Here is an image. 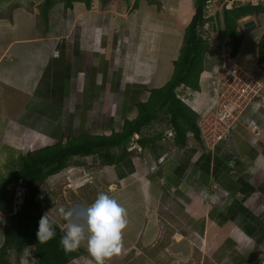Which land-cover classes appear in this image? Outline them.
Segmentation results:
<instances>
[{
  "label": "crops",
  "instance_id": "crops-1",
  "mask_svg": "<svg viewBox=\"0 0 264 264\" xmlns=\"http://www.w3.org/2000/svg\"><path fill=\"white\" fill-rule=\"evenodd\" d=\"M26 1L0 0V182L8 168L18 170L27 151L81 135L107 136L134 119L136 103L170 79L182 47L174 31L180 25L186 29L195 3L91 0L89 7L83 1L65 7L58 0L62 5L51 6L50 19L42 21L38 7ZM241 27L239 61L264 79L256 71L264 14ZM217 50L205 54L198 93L189 105L197 119L210 105L209 75ZM246 119L263 131L261 137L246 129ZM161 124L142 132L158 139L113 165L74 157L66 170L39 186L43 213L63 236L67 222L59 208L87 207L101 193L116 199L127 209L129 224L124 250L106 264H161L164 251L177 264L196 251L211 264H262L264 107L246 110L213 149L189 134L184 146H175L161 166L150 169L169 148L159 142L167 129ZM89 186L95 195L83 203L81 189ZM6 223L0 213V247ZM75 252L68 264H95L86 244Z\"/></svg>",
  "mask_w": 264,
  "mask_h": 264
},
{
  "label": "trees",
  "instance_id": "trees-1",
  "mask_svg": "<svg viewBox=\"0 0 264 264\" xmlns=\"http://www.w3.org/2000/svg\"><path fill=\"white\" fill-rule=\"evenodd\" d=\"M76 1H83L89 7L91 0H63V3L65 7H70ZM204 2L195 0L194 14L185 29L170 79L160 88L150 90L146 100L136 103V117L126 119L120 131H113L107 136L81 135L20 156L18 170L0 182V213L7 219L4 242L0 247V264H10L9 251L19 255L28 246H34L36 264H68L77 256L75 251L66 252L63 249L60 244L62 234L55 224L54 239L41 243L37 238L39 221L44 215L37 200L39 186L49 177L66 170L74 157H93L100 165H113L129 153L128 145L133 135L139 136L137 143L141 147L159 138V135L142 136V132L155 122L164 123L174 132L175 146H184L189 134L200 139L196 113L175 97L174 90L182 84L198 90L205 54L213 48L219 49L215 42L221 39V35L230 39L231 56H236L244 38L240 20L264 14V5L247 4L229 8L222 5L219 10L206 15ZM51 3V0H45L41 8L50 10ZM257 70L264 74V33L258 41ZM113 149L119 152L114 153ZM17 186L25 187L27 193L24 205L13 214L12 199Z\"/></svg>",
  "mask_w": 264,
  "mask_h": 264
},
{
  "label": "built area",
  "instance_id": "built-area-1",
  "mask_svg": "<svg viewBox=\"0 0 264 264\" xmlns=\"http://www.w3.org/2000/svg\"><path fill=\"white\" fill-rule=\"evenodd\" d=\"M264 0H205L204 10L210 15L220 6L226 8L241 5H260ZM221 31L223 26L221 23ZM230 39L222 36L218 42L219 49L213 55V65L209 75L210 82V105L203 111L197 121L200 140L205 148L213 149L223 139H226L232 127L239 122L248 109L264 107V79L259 78L248 67L241 65L238 56H231ZM194 90L186 85H180L174 90L175 97L185 104L190 102L197 95ZM246 129L255 137H261L263 131L251 119L244 122ZM192 135V134H191ZM137 135L131 138L128 150L139 149L136 140ZM160 144L168 145L169 148L153 163L150 169L161 166L176 147L174 132L166 130L160 140ZM171 143V146L169 145ZM27 191L23 186H17L12 199V213L15 214L24 205ZM264 264V262H262Z\"/></svg>",
  "mask_w": 264,
  "mask_h": 264
},
{
  "label": "clouds",
  "instance_id": "clouds-1",
  "mask_svg": "<svg viewBox=\"0 0 264 264\" xmlns=\"http://www.w3.org/2000/svg\"><path fill=\"white\" fill-rule=\"evenodd\" d=\"M137 140L139 149L133 150L140 151ZM58 214L67 222L65 234L60 239V244L66 252L76 251L86 244L87 251L95 264H106L113 256L121 254L124 250L123 236L129 224L128 212L108 194H99L87 207L68 210L61 207L58 209ZM53 224L54 221L50 220L49 213L42 215L37 231V238L41 243L55 238Z\"/></svg>",
  "mask_w": 264,
  "mask_h": 264
},
{
  "label": "rangeland",
  "instance_id": "rangeland-1",
  "mask_svg": "<svg viewBox=\"0 0 264 264\" xmlns=\"http://www.w3.org/2000/svg\"><path fill=\"white\" fill-rule=\"evenodd\" d=\"M45 0H27L26 2H27V4L28 5H31V6H37L38 7V10H39V15H40V17L42 18V21H46L47 19H50V13H51V11L50 10H47V11H44L42 8H41V6H38V2H41V4H42V2H44ZM52 1V3H51V5L53 6L54 5V7H56L57 6V4H61V1H58V0H51ZM107 1V0H106ZM129 1H131V0H129ZM151 1H158V0H147V2H149V4H150V2ZM132 2H133V0H132ZM159 2V1H158ZM40 4V5H41ZM62 5V4H61ZM60 6V5H59ZM57 8V7H56ZM149 9H153L151 6L149 7ZM63 10V9H62ZM56 12V11H55ZM153 11H151L150 13H152ZM255 17L256 16H246V17H244V18H242L241 20H240V24L243 22V21H249L250 19H255ZM177 31H174V35H176V39H177V41H181L182 42V44H183V39H184V35H185V29L184 30H182V25H180V28L179 29H176ZM182 30V31H181ZM167 33V32H166ZM167 34H165V36H166ZM214 36H215V34H214ZM212 37V36H211ZM216 37V36H215ZM219 42V41H218ZM218 42H215V45L217 44L218 45ZM256 71H258V70H256ZM159 126H163L164 128L165 127H168L167 125H165V124H161V125H159ZM160 129V128H159ZM165 131V130H164ZM39 149V148H38ZM14 173V171H13V169H10V168H8L7 169V171H6V174L4 175L5 176V178L6 177H9L10 175H12ZM64 184V182L63 183H61L60 185H63ZM73 185V184H72ZM69 186H70V184H69ZM71 188V187H70ZM72 188H74L73 186H72ZM75 189V188H74ZM81 191L84 193V195H83V203H86L87 201H91L92 200V198H93V196L95 195V193H94V186H89L88 187V190L87 189H81ZM86 191V192H85ZM76 192H77V194L80 192V189H78V190H76ZM59 197H60V199H63L65 196H63L62 194H60L59 195ZM65 199V198H64ZM62 202H63V205L64 206H67V202L65 201V200H62ZM40 205V204H39ZM21 209V208H20ZM20 211V210H19ZM19 211H17V212H19ZM16 212V213H17ZM15 213V214H16ZM176 214V213H175ZM33 251H34V247H31L29 250H27V251H23L21 254V256H22V258H20L19 259V255H16V253L13 251V250H11V251H9V253H8V255H9V262H10V264H36V259H34V255H33ZM164 254H165V256H167L166 258H163L162 259V263L161 264H177L176 262H175V260H174V257H172V255L171 254H169V252H166V251H164ZM207 256V255H206ZM204 257V256H202V254L201 253H199L198 251H196L195 253H194V255L190 258V259H188L187 261L184 259V262H181L180 264H211L210 262H209V260H208V258L207 257ZM180 262V261H179Z\"/></svg>",
  "mask_w": 264,
  "mask_h": 264
},
{
  "label": "water",
  "instance_id": "water-1",
  "mask_svg": "<svg viewBox=\"0 0 264 264\" xmlns=\"http://www.w3.org/2000/svg\"><path fill=\"white\" fill-rule=\"evenodd\" d=\"M247 25H248V24H247ZM247 25L245 24L244 27H246Z\"/></svg>",
  "mask_w": 264,
  "mask_h": 264
}]
</instances>
